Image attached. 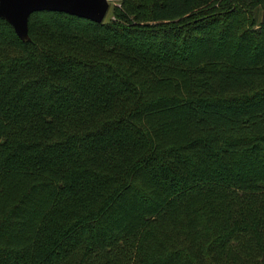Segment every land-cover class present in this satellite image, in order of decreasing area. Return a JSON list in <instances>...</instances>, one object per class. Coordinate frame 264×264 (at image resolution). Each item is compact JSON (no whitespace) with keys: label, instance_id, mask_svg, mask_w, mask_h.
<instances>
[{"label":"trees","instance_id":"trees-1","mask_svg":"<svg viewBox=\"0 0 264 264\" xmlns=\"http://www.w3.org/2000/svg\"><path fill=\"white\" fill-rule=\"evenodd\" d=\"M263 9L0 16V264H264Z\"/></svg>","mask_w":264,"mask_h":264},{"label":"water","instance_id":"water-1","mask_svg":"<svg viewBox=\"0 0 264 264\" xmlns=\"http://www.w3.org/2000/svg\"><path fill=\"white\" fill-rule=\"evenodd\" d=\"M108 7V0H0V16L9 21L20 38L29 39L28 17L34 10L66 11L101 21L105 17ZM260 19L264 24V9Z\"/></svg>","mask_w":264,"mask_h":264},{"label":"rangeland","instance_id":"rangeland-1","mask_svg":"<svg viewBox=\"0 0 264 264\" xmlns=\"http://www.w3.org/2000/svg\"><path fill=\"white\" fill-rule=\"evenodd\" d=\"M110 3L117 2L118 0H108Z\"/></svg>","mask_w":264,"mask_h":264}]
</instances>
